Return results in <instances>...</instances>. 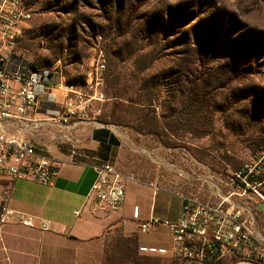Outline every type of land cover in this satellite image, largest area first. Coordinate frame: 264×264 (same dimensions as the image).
<instances>
[{
	"label": "rangeland",
	"instance_id": "1",
	"mask_svg": "<svg viewBox=\"0 0 264 264\" xmlns=\"http://www.w3.org/2000/svg\"><path fill=\"white\" fill-rule=\"evenodd\" d=\"M22 1L32 19L16 37L17 56L58 69L65 85L88 93L85 79L92 59L99 50L104 52V98L90 103L89 117L115 131L137 179L148 171L158 181L164 192L158 194L156 206L164 208L168 200L180 202L167 190L214 201L212 191L202 186V176L209 169L226 179L264 137V0ZM129 8L135 12V27L142 26L149 38L142 59L151 61L149 53L159 48V61L145 74L135 73L131 66L139 55L124 69L121 62ZM132 43L131 51L141 45ZM113 60L117 67L111 65ZM123 72H134L135 92L150 77L158 80L151 105L142 109L123 101ZM114 74L119 76L118 98ZM61 116L13 124L10 131L33 141L53 137L66 125L65 109ZM140 119L155 124L156 132L139 131ZM260 210L264 212V205ZM130 226L75 242L39 229L7 225L0 230V264L172 263L170 253L139 252L140 246L170 250L168 230L144 234Z\"/></svg>",
	"mask_w": 264,
	"mask_h": 264
},
{
	"label": "built area",
	"instance_id": "2",
	"mask_svg": "<svg viewBox=\"0 0 264 264\" xmlns=\"http://www.w3.org/2000/svg\"><path fill=\"white\" fill-rule=\"evenodd\" d=\"M31 19L32 13L22 0H0V176L52 185L60 174L58 164L33 140L12 134L10 127L56 120L64 109L65 127L68 119L95 122L89 117V107L92 101L104 98L106 59L102 50L93 57L85 79L88 93L73 84L65 85L58 69L39 67L15 54L16 37ZM71 155H77L74 145ZM94 169L96 180L87 209L92 215L119 211L125 203L126 183L135 178L110 162ZM200 181L212 191L214 201L175 192L182 206L174 220L153 215L142 221L139 207L134 208L140 233L166 228L170 235V250L140 246L139 252L156 256L170 253L171 264H264V212L260 210L264 205V137L248 160L226 179L217 178L208 169ZM150 186L156 197L159 186ZM75 215L80 217L81 210ZM9 224L49 231L47 223L13 211L7 194L0 200V230Z\"/></svg>",
	"mask_w": 264,
	"mask_h": 264
},
{
	"label": "crops",
	"instance_id": "3",
	"mask_svg": "<svg viewBox=\"0 0 264 264\" xmlns=\"http://www.w3.org/2000/svg\"><path fill=\"white\" fill-rule=\"evenodd\" d=\"M68 123L69 126L63 127L61 132L58 130L55 136L34 141L42 148L43 154L60 167L56 181L52 185H44L32 180H8L0 176V200L9 194V206L13 211L33 217L38 223H47L48 234L75 242L97 239L117 228L127 230L130 225L138 230L133 213L135 207H139L142 221L153 215L170 220L178 218L181 200H168L164 208L156 206L158 195H153L150 184L158 186V181H153L148 171L138 174L140 179L134 176V168L126 164L128 154L109 125L71 122L69 119ZM73 145L77 148L75 156L71 155ZM102 162H110L121 173L135 180L127 181L125 203L119 211L92 215L86 204L96 180L94 166ZM159 188V193L164 192L163 188ZM169 191L174 198V192ZM78 210H81L80 217L75 215Z\"/></svg>",
	"mask_w": 264,
	"mask_h": 264
},
{
	"label": "trees",
	"instance_id": "4",
	"mask_svg": "<svg viewBox=\"0 0 264 264\" xmlns=\"http://www.w3.org/2000/svg\"><path fill=\"white\" fill-rule=\"evenodd\" d=\"M129 10H130L128 13L129 23H127L125 25L124 30H123V36L126 37L125 41L127 43L125 45H123V60L121 62H123V69H124V65L128 64V61L133 56L139 55L136 58V60H133L131 66L134 68L135 73L145 74L146 72H149L150 70H152L154 64L159 61L158 60L159 48H158V46L157 47L155 46L152 49L151 53H149L148 56L152 57L151 61H149L148 59H142L143 57H146V56H144L140 53H142L144 51V47L147 46V44H148L147 40L149 38L148 37L146 38L145 29H143L142 26H140L139 28L135 27V25H134L135 12H134L133 8H129ZM131 38H133L134 41H130ZM132 42L140 43L142 46L140 45L139 48H137L134 51H131V47L133 44ZM160 50H162V49H160ZM117 55L120 56V53L119 54L117 53ZM121 56H122V53H121ZM111 65L114 67H117L118 63H116L113 60ZM133 73L125 75L123 72V101L127 102L128 104H130L132 106L141 107L142 109H144L147 106L151 105L150 100L152 98V95L154 94L155 87H157L156 83H158L157 82L158 80L156 78L150 77L148 80H145L144 83L141 82L138 86V92H135L134 88L137 89V85L132 84V82L135 81V80H133L134 75H135ZM113 77H114V85L116 86V87L113 86V88H115V90H116L115 94L117 95L115 97L118 98V96L121 94L120 88L117 87L118 85H120L119 76L114 74ZM147 83L152 85V86H148ZM148 87H150L149 90L147 89ZM138 123L139 124L136 127L139 129V131H144V132H148V133H155L156 132L155 124H150L149 122H146V120H142V119H140L138 121Z\"/></svg>",
	"mask_w": 264,
	"mask_h": 264
}]
</instances>
